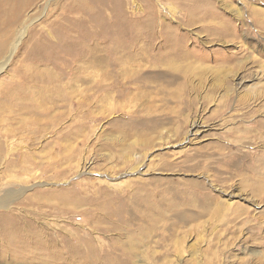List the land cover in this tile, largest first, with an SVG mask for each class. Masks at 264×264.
Segmentation results:
<instances>
[{
  "label": "rangeland",
  "instance_id": "1",
  "mask_svg": "<svg viewBox=\"0 0 264 264\" xmlns=\"http://www.w3.org/2000/svg\"><path fill=\"white\" fill-rule=\"evenodd\" d=\"M6 192L0 264H264V0H0Z\"/></svg>",
  "mask_w": 264,
  "mask_h": 264
},
{
  "label": "bare ground",
  "instance_id": "2",
  "mask_svg": "<svg viewBox=\"0 0 264 264\" xmlns=\"http://www.w3.org/2000/svg\"><path fill=\"white\" fill-rule=\"evenodd\" d=\"M0 199L3 200V202L0 200V201L2 202V204H5L6 202H9L10 200H12V197H11V195H10L9 192H6V194H3V197H1ZM2 204H1V206H2ZM6 204L8 205V203H6ZM7 205H6V206H7ZM6 206H5V207H6ZM133 245H134V244H133ZM135 247H136V246H135ZM90 262H91V261H90ZM90 262L87 263V264H91Z\"/></svg>",
  "mask_w": 264,
  "mask_h": 264
}]
</instances>
